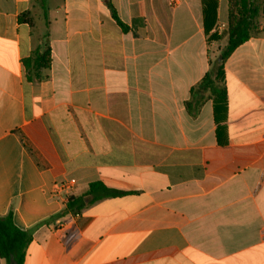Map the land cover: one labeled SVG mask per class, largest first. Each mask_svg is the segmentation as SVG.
<instances>
[{
    "label": "crops",
    "instance_id": "1",
    "mask_svg": "<svg viewBox=\"0 0 264 264\" xmlns=\"http://www.w3.org/2000/svg\"><path fill=\"white\" fill-rule=\"evenodd\" d=\"M228 2L205 35L201 0H0V216L31 236L23 264H264V10L223 61L225 119L190 94ZM94 182L121 194L67 211Z\"/></svg>",
    "mask_w": 264,
    "mask_h": 264
},
{
    "label": "trees",
    "instance_id": "2",
    "mask_svg": "<svg viewBox=\"0 0 264 264\" xmlns=\"http://www.w3.org/2000/svg\"><path fill=\"white\" fill-rule=\"evenodd\" d=\"M44 9L43 0H39ZM218 0H201L204 33L207 35L214 27L217 16ZM264 10V0H229L228 2V29L227 43L221 50V59L216 60L214 65L205 73L201 81L191 89V97L208 92L213 101V112L216 121L225 119L227 109L226 90L222 85L223 61L239 46L244 44L257 32V18ZM112 15L123 30V25L115 11ZM27 14H21L20 21H25ZM50 49L44 45L43 50H35L32 55L22 60L25 68L27 81H38L43 77V71L50 67ZM189 105V103H187ZM121 192L106 188L100 182L89 184L88 190L79 197H69L66 210L76 214L89 204L103 198L115 197ZM31 236L27 231L18 229L12 220V213L0 216V258L6 264H23L25 250Z\"/></svg>",
    "mask_w": 264,
    "mask_h": 264
}]
</instances>
